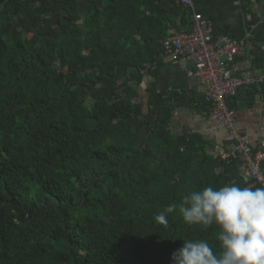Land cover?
Returning <instances> with one entry per match:
<instances>
[{
    "label": "trees",
    "instance_id": "16d2710c",
    "mask_svg": "<svg viewBox=\"0 0 264 264\" xmlns=\"http://www.w3.org/2000/svg\"><path fill=\"white\" fill-rule=\"evenodd\" d=\"M191 17L168 0H0V264H174L182 239L220 251L215 225L154 220L209 185L260 187L172 131L195 98L141 92ZM246 90L264 97V81Z\"/></svg>",
    "mask_w": 264,
    "mask_h": 264
},
{
    "label": "crops",
    "instance_id": "0c3cea01",
    "mask_svg": "<svg viewBox=\"0 0 264 264\" xmlns=\"http://www.w3.org/2000/svg\"><path fill=\"white\" fill-rule=\"evenodd\" d=\"M195 12L203 15L218 37L229 36L245 43L241 55L229 71L234 76L251 75L264 77V0H193ZM178 5V4H177ZM179 23V21H177ZM193 24V17H191ZM193 31V26H192ZM216 36V37H217ZM156 78L145 82L150 91H176L192 96L191 107H181L174 114L172 131L202 134L208 141L229 151L236 142L229 139V132L219 128L206 112L205 89L196 79L189 78L192 68L188 63H170ZM147 93V92H144ZM203 98V99H202ZM247 90L231 98L236 103L238 128L250 136L255 151L264 152V97ZM203 100V105L200 101ZM203 106V107H202ZM205 106V107H204ZM264 170V161H263Z\"/></svg>",
    "mask_w": 264,
    "mask_h": 264
},
{
    "label": "built area",
    "instance_id": "2783aa9c",
    "mask_svg": "<svg viewBox=\"0 0 264 264\" xmlns=\"http://www.w3.org/2000/svg\"><path fill=\"white\" fill-rule=\"evenodd\" d=\"M171 1L190 11L193 31L189 34L174 32L165 40L166 60L192 65L188 71L189 78L196 79L205 89L207 99L212 103L211 120L217 127L228 131L229 139L236 142L237 148L234 151L217 147L219 160L231 163L239 159L242 177L247 182L253 181L264 187V152L254 151L250 136L238 128L237 112L229 102L244 89L261 84L264 77L232 75L229 67L236 64L245 43L229 36L217 38L212 25L203 15L195 12L193 0Z\"/></svg>",
    "mask_w": 264,
    "mask_h": 264
},
{
    "label": "clouds",
    "instance_id": "9594fccd",
    "mask_svg": "<svg viewBox=\"0 0 264 264\" xmlns=\"http://www.w3.org/2000/svg\"><path fill=\"white\" fill-rule=\"evenodd\" d=\"M179 213L187 225L207 231L216 226L220 251L205 239H182L172 253L174 264H264V187L226 184L206 186L167 205L154 216L155 223L169 227V214Z\"/></svg>",
    "mask_w": 264,
    "mask_h": 264
},
{
    "label": "rangeland",
    "instance_id": "374dc122",
    "mask_svg": "<svg viewBox=\"0 0 264 264\" xmlns=\"http://www.w3.org/2000/svg\"><path fill=\"white\" fill-rule=\"evenodd\" d=\"M170 2L171 3H175V1H171L170 0ZM150 87V85L147 87V84H146V82L143 84V86H141V92H148V91H150L148 88Z\"/></svg>",
    "mask_w": 264,
    "mask_h": 264
}]
</instances>
